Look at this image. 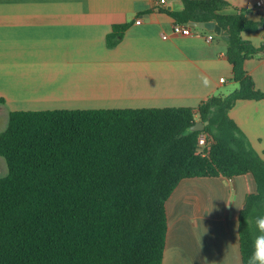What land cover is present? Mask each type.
Returning a JSON list of instances; mask_svg holds the SVG:
<instances>
[{
	"label": "trees",
	"instance_id": "obj_1",
	"mask_svg": "<svg viewBox=\"0 0 264 264\" xmlns=\"http://www.w3.org/2000/svg\"><path fill=\"white\" fill-rule=\"evenodd\" d=\"M181 1L159 10L175 23L214 20L226 30L238 86L197 106L202 130L190 128V106L10 110L0 131V264H162L166 200L179 181L250 172L256 190L238 214L248 264L258 234L252 220L264 215V157L228 111L237 99L264 98L244 68L264 45L242 36L259 31L264 16L228 11L227 0ZM130 23H114L107 43ZM202 133L206 147L198 144Z\"/></svg>",
	"mask_w": 264,
	"mask_h": 264
},
{
	"label": "crops",
	"instance_id": "obj_2",
	"mask_svg": "<svg viewBox=\"0 0 264 264\" xmlns=\"http://www.w3.org/2000/svg\"><path fill=\"white\" fill-rule=\"evenodd\" d=\"M227 1L228 11L246 8L248 16H264L256 0ZM168 5L180 8L182 1L0 0V117L7 121L14 109L195 111L208 96L234 90L223 36L199 26L177 33L173 18L159 10ZM123 22L131 23L109 45L112 25ZM242 36L264 45V26ZM244 68L264 91V49ZM228 112L264 157V98L237 99ZM255 190L250 172L182 178L166 200L162 264H242L238 214Z\"/></svg>",
	"mask_w": 264,
	"mask_h": 264
},
{
	"label": "clouds",
	"instance_id": "obj_3",
	"mask_svg": "<svg viewBox=\"0 0 264 264\" xmlns=\"http://www.w3.org/2000/svg\"><path fill=\"white\" fill-rule=\"evenodd\" d=\"M252 223L257 231L253 251L248 258V264H264V215L253 218Z\"/></svg>",
	"mask_w": 264,
	"mask_h": 264
},
{
	"label": "water",
	"instance_id": "obj_4",
	"mask_svg": "<svg viewBox=\"0 0 264 264\" xmlns=\"http://www.w3.org/2000/svg\"><path fill=\"white\" fill-rule=\"evenodd\" d=\"M168 9L171 8L170 5L167 6ZM192 26L203 27L209 31L215 32L216 34L224 35L226 30H224L216 21L206 20V21H191ZM207 121L203 122L202 120H196L194 124L191 125L192 130H202Z\"/></svg>",
	"mask_w": 264,
	"mask_h": 264
},
{
	"label": "built area",
	"instance_id": "obj_5",
	"mask_svg": "<svg viewBox=\"0 0 264 264\" xmlns=\"http://www.w3.org/2000/svg\"><path fill=\"white\" fill-rule=\"evenodd\" d=\"M165 2V0H159V4H163ZM264 5V0H256L255 2V6L257 8H260ZM140 18L137 19V21H139ZM175 31L177 33H180V34H191V30H190V26L187 25V24H184V23H175ZM163 37H166V34H163ZM213 37V34L210 33L208 35V39H211ZM221 80H224V78H221ZM208 141L206 139V135L204 133L200 134L199 137H198V144L199 146L201 147H206Z\"/></svg>",
	"mask_w": 264,
	"mask_h": 264
},
{
	"label": "rangeland",
	"instance_id": "obj_6",
	"mask_svg": "<svg viewBox=\"0 0 264 264\" xmlns=\"http://www.w3.org/2000/svg\"><path fill=\"white\" fill-rule=\"evenodd\" d=\"M224 91V93H230L231 91H233V88H229V90L228 89H223ZM6 116H3V117H0V128L1 129H3L5 126V124H6ZM4 160V158L0 155V173H5V171H6V163H5V160L4 161H2V159Z\"/></svg>",
	"mask_w": 264,
	"mask_h": 264
}]
</instances>
